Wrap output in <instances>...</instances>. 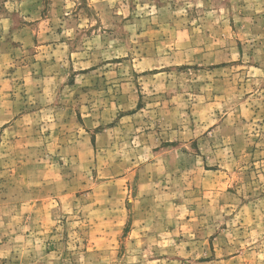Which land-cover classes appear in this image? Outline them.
<instances>
[{"label":"rangeland","instance_id":"rangeland-1","mask_svg":"<svg viewBox=\"0 0 264 264\" xmlns=\"http://www.w3.org/2000/svg\"><path fill=\"white\" fill-rule=\"evenodd\" d=\"M0 264H264V0H0Z\"/></svg>","mask_w":264,"mask_h":264}]
</instances>
